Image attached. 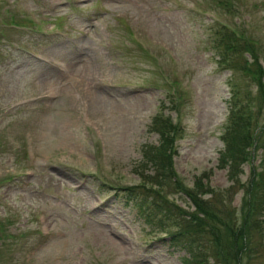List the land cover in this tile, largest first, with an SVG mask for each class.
I'll return each instance as SVG.
<instances>
[{
	"label": "rangeland",
	"instance_id": "obj_1",
	"mask_svg": "<svg viewBox=\"0 0 264 264\" xmlns=\"http://www.w3.org/2000/svg\"><path fill=\"white\" fill-rule=\"evenodd\" d=\"M224 24L249 47L227 49ZM236 112L255 146L233 180L219 150ZM157 114L178 125L173 179L206 182L231 226L260 171L247 246L227 262L264 264V0H0V264H183L180 216L151 222L118 190L161 187L141 176ZM161 192L194 211L175 182Z\"/></svg>",
	"mask_w": 264,
	"mask_h": 264
},
{
	"label": "trees",
	"instance_id": "obj_2",
	"mask_svg": "<svg viewBox=\"0 0 264 264\" xmlns=\"http://www.w3.org/2000/svg\"><path fill=\"white\" fill-rule=\"evenodd\" d=\"M224 40L227 49H239L240 47L248 48L249 37L245 32L240 34L243 36V42H237L238 35H235L231 29L229 30L226 24H224ZM235 31V30H234ZM225 47V48H226ZM221 62L226 63V57H221ZM250 61L247 63L249 64ZM260 65L258 71V77L261 73ZM257 77V76H256ZM257 77V79H258ZM261 82V79H260ZM260 87L263 84L259 85ZM242 109V107H240ZM253 111V110H252ZM233 112V109H232ZM251 113V112H250ZM239 113L233 117L232 123L229 124L222 132L223 146L219 150V164L220 166H226L228 174L233 180H235L236 172L240 170L242 163L251 158L252 150H249V146L254 144L255 134L252 130V114ZM154 130L159 131V144L150 145L143 152V156L146 162L151 163L153 166L154 175H144L147 180L156 181L161 187L154 184H146V181L142 180L140 184H128L125 186H118V190L122 189V194L125 200L129 204L138 206L139 211L145 214L147 219L153 222V216L158 211L162 212V216L159 222H165L167 218L171 217L169 211H174L180 218L178 225L175 222V218L171 221L174 225H178L180 228L170 231V237L174 240L175 245L179 244L184 246L187 250V255L183 256V264H213L215 260L221 264H229L227 262L228 257H239L241 252L247 246L246 229L247 221L251 218L253 211L258 206H249V199L251 196L252 188L255 185L254 179H259L261 173L254 168V165L250 166V179L245 183L246 192L242 197V202L246 201L247 206H244V210H240L242 214L240 226L237 224L231 226L226 222L228 219L226 212L224 215L221 213L220 208L215 209L210 202V199L203 197L205 192H212V187L203 182L201 179L196 181V189L190 190L182 187L180 181L173 179L172 173L175 174L172 169V152L171 143L175 138L176 130L178 128L177 122L173 121L170 114L166 116L155 115L153 118ZM255 146V144H254ZM175 177V176H174ZM203 178V176H202ZM205 178V175H204ZM169 181H173L178 187L185 189L186 193L192 198L194 203V211L186 212L181 206L171 201L167 196H164L161 192V188L167 185ZM198 189L200 191H198ZM126 191V192H123ZM224 204V203H223ZM212 206V207H210ZM217 206V205H214ZM262 207V205H260ZM142 207V208H141ZM143 207H148L150 210H145ZM264 210V208H262ZM153 212V214H152ZM185 220V221H182ZM164 220V221H163ZM163 223H160L161 225ZM201 228L206 229L212 236V241H209L205 234L202 233ZM214 244V249L211 254L208 252L209 243ZM209 257L213 261L209 260Z\"/></svg>",
	"mask_w": 264,
	"mask_h": 264
}]
</instances>
